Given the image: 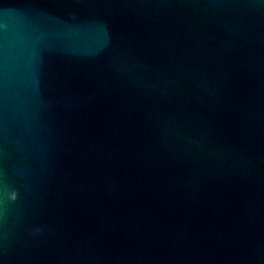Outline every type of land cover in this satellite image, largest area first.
I'll use <instances>...</instances> for the list:
<instances>
[{
    "label": "water",
    "instance_id": "1",
    "mask_svg": "<svg viewBox=\"0 0 264 264\" xmlns=\"http://www.w3.org/2000/svg\"><path fill=\"white\" fill-rule=\"evenodd\" d=\"M0 264H264V0H0Z\"/></svg>",
    "mask_w": 264,
    "mask_h": 264
}]
</instances>
